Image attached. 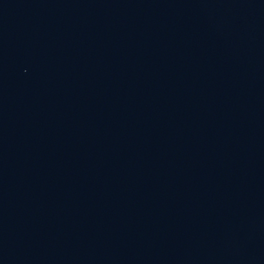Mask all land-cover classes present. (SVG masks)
Listing matches in <instances>:
<instances>
[{
  "label": "water",
  "instance_id": "95a60500",
  "mask_svg": "<svg viewBox=\"0 0 264 264\" xmlns=\"http://www.w3.org/2000/svg\"><path fill=\"white\" fill-rule=\"evenodd\" d=\"M0 264H264V0H0Z\"/></svg>",
  "mask_w": 264,
  "mask_h": 264
}]
</instances>
